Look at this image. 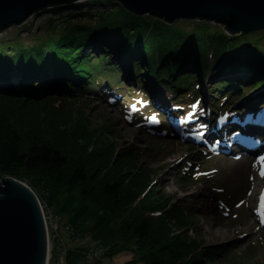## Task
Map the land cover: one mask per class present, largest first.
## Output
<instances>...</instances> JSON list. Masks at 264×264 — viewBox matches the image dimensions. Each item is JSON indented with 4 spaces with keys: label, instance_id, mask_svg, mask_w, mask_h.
I'll use <instances>...</instances> for the list:
<instances>
[{
    "label": "rangeland",
    "instance_id": "rangeland-1",
    "mask_svg": "<svg viewBox=\"0 0 264 264\" xmlns=\"http://www.w3.org/2000/svg\"><path fill=\"white\" fill-rule=\"evenodd\" d=\"M88 1H81L79 5H68L41 12L31 16L21 26L9 28L2 33L0 35V68H7V71L10 72L8 79L2 78L0 82L13 83L16 76H12V73L19 71L20 68L27 69L26 64L20 65L22 64L21 60H17L19 56L15 57L14 54L17 55L21 50H29L40 45L47 46L53 40L64 36L66 30L71 31L72 28L79 26L96 25L102 19L108 18L118 11L119 4H116L115 1L90 0V2L94 1L93 3ZM136 18H147L166 26L167 30L162 31V35L165 36H170L175 31L187 33V35L194 34L198 28L201 30L203 38L205 34H225L218 25L203 21L178 20L172 24H166L163 20L149 16ZM226 37L230 36L226 35ZM234 38L236 40L231 41L229 47L236 43L249 41L255 45V48L264 49V32ZM95 40L93 44L87 45L83 49L81 57L90 56L93 64H96L102 57L99 61H103V64H100L104 69L103 73L95 77L99 81L100 76L105 79L106 76L112 75L111 85L119 86L120 81L122 84L126 83L125 88L122 84L119 88L117 87L118 95L116 99H113L116 102L109 103L104 98V93L105 95L107 93L102 86L97 87L96 85L95 87L91 86L92 88L88 90L76 89L71 92L73 89L70 88L69 91L62 78L57 79L50 72L46 78L42 77L44 80L41 79V82L43 81L41 86H38L35 80L26 81L27 89L22 92L9 89V87H0V97L13 98L18 102L16 106L20 108L23 107L25 101L35 102L36 105L30 109L22 110L24 113L27 112V115L25 114L27 120L34 121L37 130L45 133L42 136L44 140L49 139L50 142H59L64 146H70L75 154H80V150L93 152L94 149L104 146L105 143L111 144L109 152L111 157L108 156L109 159H107L110 163L108 169L101 171L100 180L94 187L95 192H99L101 183L110 181L112 178L117 179V176L114 177L108 172H104L111 168H115L114 171L122 169L128 173H134L137 169L145 172L142 173L145 175L144 177L142 174L141 178L132 177L142 181L149 179L150 187L142 197L153 190L154 200H161L164 197L170 204H173V207H177L180 212H183L189 238L201 243V248L198 251L200 264H264V225L261 223L264 212L261 213L260 219L253 220L255 216L253 210L247 208L248 203H244V206H235V202L243 198L249 190V172L243 174V181L239 180L241 178L239 168L241 161L235 162L238 158L223 160L219 156L221 153H214L217 158L206 159L211 152L207 148L182 144L178 139L175 141L162 137L155 138L154 134L146 132L141 126L142 117L139 112L143 102L142 97L145 96L144 91L153 92L156 87L162 89V92H165L164 97L168 99L166 95L169 91H173L169 82L164 79L168 76L162 75L161 79L155 78L154 74H147V59L138 48L119 52L116 44L109 45L101 42L98 38ZM209 42L206 41L207 44ZM240 57L243 58V56ZM230 58L223 57L217 60L211 52H208V57L205 58L201 68L194 64L193 59L186 60L182 68L176 72L179 78L173 77L174 81H179L176 79L195 73L202 82L201 92L209 98L206 100L213 105L216 104L217 99L222 101L224 98L221 99V97L226 96L227 92H217L212 90V87L227 81H231L233 84L237 83L240 86L237 87L236 94L232 98L234 105L229 109L237 108L246 96H253L254 93L264 90V82L251 70L233 69V65L230 64L233 60L231 61ZM220 66H222L221 69L227 71L224 72L226 75L217 76L212 80L211 78L219 72ZM138 70L139 72H137ZM159 71L160 66L158 65L156 73ZM125 74L128 76L125 77ZM244 77H248V79L244 80ZM51 79L54 80L53 82H60L58 92L53 91L55 89L50 85ZM103 79L101 80L103 81ZM198 79L192 83H198ZM69 82L75 88L81 87L73 79ZM46 88L50 91H45ZM51 97H54L55 100L46 102L51 109L49 111L48 108L43 107V101ZM65 99H69L67 100L69 103L67 102L66 105L61 102ZM153 100L156 102L154 95L152 96ZM161 106L164 114L169 113L166 102ZM3 107L4 104H0V127L12 121L19 123L22 121L18 112H12L11 108ZM53 110L57 113H51ZM12 113H15L17 117H11ZM260 170L264 172V163L260 165V168L255 169L254 174L256 176L258 173L260 174ZM194 172L196 174L206 173V176L189 177ZM38 175L39 173L20 172L17 177H6L27 186L40 202L55 211L49 214L51 224H49V217L47 218L46 214L43 218L44 224L45 219H48L45 225L48 238L47 264H53V260L59 257V253H62L60 251L70 246L69 239L66 238L71 234H68L62 226V222L66 224V227L68 224L71 225L73 234L78 233L77 237L75 235L77 239L82 240L85 237V240L90 244L96 242L95 237H99L98 245L108 249L103 245L110 247L115 240L117 241L118 236L114 226L118 227L119 219L110 225L113 232L107 233V230L110 229L101 222L100 211L96 206L80 202L76 192H66L63 188H52L47 181L41 180V182L40 175ZM105 175L107 176L105 177ZM180 175L185 179L180 181L178 179ZM0 177L4 176L0 175ZM126 180L131 185L132 182H129V179ZM239 182L241 183L239 184ZM261 187H264V176L259 185V188ZM252 200L255 201L254 196ZM131 209V204L126 202L124 215L122 214L120 217L130 221ZM45 212L42 210L43 215ZM63 218L65 222L61 221ZM59 220L61 222L58 223ZM91 247L95 248L92 244ZM84 248L88 252L90 247ZM211 249L218 250L220 254L218 257H212V261L209 260V252H207ZM132 258L131 252H122L111 259H103L99 263H96L98 261H88V258H85L80 264L88 262H92L91 264H128Z\"/></svg>",
    "mask_w": 264,
    "mask_h": 264
},
{
    "label": "trees",
    "instance_id": "trees-1",
    "mask_svg": "<svg viewBox=\"0 0 264 264\" xmlns=\"http://www.w3.org/2000/svg\"><path fill=\"white\" fill-rule=\"evenodd\" d=\"M163 30L166 31L167 27L147 18L132 17L118 6L117 12L102 19L96 25L79 26L72 28L71 31L66 30L64 36L53 40L47 46L32 47L14 55L15 57L19 56L17 60H21L22 64L20 65L26 64L27 67H24L28 71L36 72L40 77L46 78L50 72L57 79L62 78L69 91L70 88L73 89L71 92L76 89L88 90L92 88L91 86L95 87L96 85L99 87L102 84H112V75L106 76L105 79L100 76V81L95 78L103 73L104 69L100 66L103 61H99L102 57L96 64L91 62L90 56L81 57L83 49L87 45L93 44L96 38L109 45L116 44L119 52L138 48L147 59V74H154L155 78L161 79L162 75L168 76L164 79L169 82L168 84L173 90L171 91L172 95L175 96L182 91L180 94H182V98L185 96V100L191 94L196 93L192 82L199 76L197 77L194 73L176 79L179 80L176 82L173 77L179 78L176 72L182 68L184 61L189 59H193L194 64L201 68L205 58L208 57V52H211L217 60L225 56L231 57L230 60L233 62L230 61V64L233 65V69L255 71V76L260 77L264 82V49L255 48L253 43L244 41L229 47V43L236 38L226 37L225 34H205L203 38L201 30L198 28L194 34L187 35V33L175 31L174 34L165 36L162 35ZM206 41L211 42L207 44ZM13 61L16 60L13 59ZM158 65L160 71L156 73ZM2 69L0 68V79H8L10 71H7V68ZM27 69L20 68L17 72L26 81L32 82L35 79L27 73ZM71 79L81 87H73L69 82ZM239 86L237 83L233 84L231 81H227L215 85L211 89L217 92L226 91L227 95L221 97V99L225 98V102L220 104L228 106ZM54 100V97L44 100L43 107L50 111L46 102ZM67 100L61 102L66 105L67 102L69 103ZM2 103L4 107L11 108L12 112H18L22 121L20 123L12 121L0 127V175L17 177L20 172L39 173V180L47 181L52 188H63L66 192H76L80 202L96 206L100 211L101 222L105 223L107 228L110 229V225L119 219L118 227L114 226L118 236L117 241L115 240L110 247L103 245L108 249L98 245L99 237H95L96 242L91 243L97 249L106 251L100 259H111L122 252H131L133 258L128 264H200L198 251L201 248V243L189 238L183 212H180L177 207H173V204H170L164 197L161 200H154L153 190L142 197L150 187L149 179L142 181L132 178H141V174L145 173L141 169H137L138 171L136 170L134 173L124 172L122 169L114 171L115 168L104 171L114 177L117 176V179L112 178L110 181L101 183L99 192L94 191L97 181L100 180L101 171L108 169L110 161L107 159L111 157L109 156L111 144L105 143L104 146L97 147L93 152L78 149L80 154H75L70 146H64L59 142H50L49 139L44 140L42 136L45 133L37 130L34 121L27 120L25 117L27 112L24 113L22 110L30 109L36 105L35 102L25 101L23 107L20 108L16 106L18 102L13 98L3 96L0 97V104ZM51 113L56 114L57 111L53 110ZM10 116L17 117L15 113ZM142 176L145 175L142 174ZM126 179L132 182L131 185ZM178 179L182 181L185 178L180 175ZM126 202L132 206L130 221L126 216V220L120 217L122 214L124 215ZM44 205L48 211L55 212L49 209L45 203ZM61 221H65V219L63 218ZM67 226L70 228L68 234L71 235L68 238L65 237L69 239L70 246L65 248L64 263H83L86 255L84 247L91 244L85 240V237L82 240L77 239L78 233L73 234L71 225ZM107 231V233L113 232V229ZM207 252H209L210 261L213 260L212 257L220 255L216 249Z\"/></svg>",
    "mask_w": 264,
    "mask_h": 264
},
{
    "label": "water",
    "instance_id": "water-1",
    "mask_svg": "<svg viewBox=\"0 0 264 264\" xmlns=\"http://www.w3.org/2000/svg\"><path fill=\"white\" fill-rule=\"evenodd\" d=\"M87 0H0V35L41 12ZM133 17L203 21L230 37L264 32V0H112ZM228 57V56H225ZM244 57V56H243ZM40 205L24 184L0 177V264H47Z\"/></svg>",
    "mask_w": 264,
    "mask_h": 264
},
{
    "label": "bare ground",
    "instance_id": "bare-ground-1",
    "mask_svg": "<svg viewBox=\"0 0 264 264\" xmlns=\"http://www.w3.org/2000/svg\"><path fill=\"white\" fill-rule=\"evenodd\" d=\"M88 2H90V0L88 1ZM94 1H91L90 3H93ZM80 4V2L77 4V5H79ZM87 4V3H86ZM94 6V5H93ZM125 65V64H124ZM222 68V66H220V69ZM218 69L219 70V72L216 74V75H214L211 79L213 80L214 78H216L217 76H225L224 75V72H227V71H225V70H223V69ZM217 70V71H218ZM252 72H255V71H252ZM29 75H31V77L32 78H34L35 79V81L37 82V85L38 86H41L42 84H43V81L41 82V79L42 80H44V78H42V77H40L39 75H37V73L36 72H30V71H28L27 72ZM12 76H16L15 78H14V82L12 83V82H9V81H1L0 82V87H3V88H6V87H9V89H15L16 91H23V90H26L27 89V86H28V84H27V82H26V79L24 78V77H22V76H20V74H18L16 71L14 72V73H12ZM128 75H126L125 74V77H127ZM251 77V76H250ZM246 79H248V77H244V80H246ZM52 80V79H51ZM54 80H52V81H50V85L52 86V88L53 89H55V90H53V91H57L58 92V89L60 90V82H53ZM128 82V81H127ZM200 84H202V82L200 83ZM154 90V89H153ZM45 91H50V90H48L47 88L45 89ZM151 96H153V94H151ZM250 96V97H249ZM249 96H246L245 98H244V100L242 101V103L240 104V107L238 108L240 111H242V110H244V109H246V107L248 106V105H250L251 103H253L254 101H258V100H264V90H262V91H258V92H256V93H254L253 94V96H251V95H249ZM148 97V96H147ZM176 99H180L181 98V94L180 93H178L177 95H175L174 96ZM152 98V97H151ZM205 98H207L208 100H209V98L207 97V96H205ZM112 99V98H111ZM110 99V100H111ZM112 102H116V100H111ZM247 110H249V109H247ZM259 110V109H258ZM133 111H134V109H133ZM205 112V111H204ZM255 113H257V111H255L254 112V114ZM247 114H249V113H247ZM187 115H188V117H190V114H186V116L183 118V119H186V117H187ZM129 117H130V115H129ZM200 117H202V116H199L198 118H197V120L200 118ZM236 117V116H235ZM212 117H209V119H211ZM205 119H206V117H205ZM260 122H263L264 121V119H260L259 120ZM200 122V125H202L203 123H204V121H199ZM196 123H197V121H196ZM230 127V126H229ZM157 131L160 133V134H164V135H168L169 133H167V134H165V133H162V129H157ZM224 131V129H221V130H219V131H216L215 133H214V135H220V136H222L221 134H222V132ZM251 131H257V135H264V129H252ZM158 135V134H157ZM237 134L236 135H234V136H232L231 138H232V140H233V142H232V145L230 146V148H232V149H234V146L233 145H235L236 143H237ZM248 136H252L251 134L250 135H248ZM242 139H245L246 137L245 136H242L241 137ZM261 138H263V137H261ZM260 140V139H259ZM246 141H251L250 139L249 140H246ZM200 143H205V141H203V140H201V141H199ZM264 139H262V143L260 142V143H258V144H256V146H255V148H256V152L257 153H261V151L262 150H264ZM188 143V142H187ZM259 145V146H258ZM237 147V146H236ZM258 147V148H257ZM239 147H237V149H238ZM243 151H245V150H242V149H240L239 148V150L237 151L236 150V152L237 153H243ZM214 152V150L213 149H211V153H213ZM263 154V153H262ZM232 155V154H231ZM263 158H264V156H263ZM256 159L257 158H255L254 160H249L248 162H246V161H244V160H239L238 162H240V164H239V168H240V181H243L244 180V176H243V174H246V173H248L249 171L252 173L253 172V170H254V168L256 167V166H258L259 164H260V161H256ZM259 176V175H258ZM260 178V177H259ZM259 178H254L252 175H251V180L248 182V187H249V191H248V193H247V195H245L243 198H241V199H239V200H237L236 201V204L238 205V206H244V203H248L249 204V206L247 207L248 209H250V210H253V209H258L259 207L257 206V203H259V201H261V206H262V196H264V189H260L259 188V183H260V179ZM241 182H239V184H240ZM254 196V198H255V202H253V200H252V197ZM257 201V202H256ZM261 208V207H260Z\"/></svg>",
    "mask_w": 264,
    "mask_h": 264
},
{
    "label": "built area",
    "instance_id": "built-area-1",
    "mask_svg": "<svg viewBox=\"0 0 264 264\" xmlns=\"http://www.w3.org/2000/svg\"><path fill=\"white\" fill-rule=\"evenodd\" d=\"M38 203H39V205H40L41 211H42V210L46 211V212L44 213V215H43V213H42L43 218H44V216H45V214H46V215H47V218L49 217V224H51V220H50V215H49V214H50V213H53V212L48 211V210L46 209L45 205L41 204L39 201H38ZM47 218L45 219V225L47 224V221H48ZM59 222H61V221L59 220L58 223H59ZM58 223H57V224H58ZM62 226H64L65 230H67L68 233L70 232V231H69L70 228H69L68 226L66 227V224H65V223L62 222ZM46 231H47V229H46ZM52 234H53V233H52ZM92 246H93V245H92ZM88 247H90V248H89V251L86 252V255H85V258H86V259L88 258V259H87L88 261H98L102 256L105 255V252H106V251H104V250H102V249H97L96 247L93 248V247H91V245H89ZM60 252H62V253H59V254H60L59 257L53 260V264H65V263H64V260H63L64 253H65V249L62 250V251H60Z\"/></svg>",
    "mask_w": 264,
    "mask_h": 264
},
{
    "label": "snow or ice",
    "instance_id": "snow-or-ice-1",
    "mask_svg": "<svg viewBox=\"0 0 264 264\" xmlns=\"http://www.w3.org/2000/svg\"><path fill=\"white\" fill-rule=\"evenodd\" d=\"M262 159H264V158H262ZM262 174H264V173H262ZM262 201H264V196H262ZM262 206H264V204H262ZM261 223H264V217L261 218Z\"/></svg>",
    "mask_w": 264,
    "mask_h": 264
},
{
    "label": "clouds",
    "instance_id": "clouds-1",
    "mask_svg": "<svg viewBox=\"0 0 264 264\" xmlns=\"http://www.w3.org/2000/svg\"><path fill=\"white\" fill-rule=\"evenodd\" d=\"M36 199H37V201H39L37 197H36ZM39 202H40V201H39ZM40 203L44 205L43 202H40ZM64 222H65V221H64ZM101 260H103V259H99L98 261H101Z\"/></svg>",
    "mask_w": 264,
    "mask_h": 264
}]
</instances>
